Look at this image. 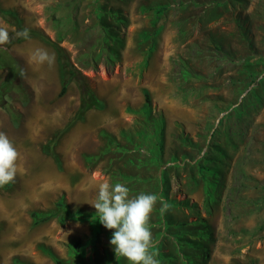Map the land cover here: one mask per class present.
<instances>
[{"label":"rangeland","instance_id":"rangeland-1","mask_svg":"<svg viewBox=\"0 0 264 264\" xmlns=\"http://www.w3.org/2000/svg\"><path fill=\"white\" fill-rule=\"evenodd\" d=\"M0 6L58 42L102 103L61 135L58 165L43 147L75 116L80 84L51 44L18 41L0 17L24 91L5 95L17 122L0 107L18 151L0 188V264H128L91 205L102 182L157 196L148 225L159 264H264V0ZM37 48L51 65L32 59Z\"/></svg>","mask_w":264,"mask_h":264},{"label":"clouds","instance_id":"clouds-1","mask_svg":"<svg viewBox=\"0 0 264 264\" xmlns=\"http://www.w3.org/2000/svg\"><path fill=\"white\" fill-rule=\"evenodd\" d=\"M27 36V31L17 33ZM9 41L8 31L0 28V45ZM37 63L51 65L54 57L46 50L37 48L32 53ZM18 151L9 137L0 132V187L14 181L17 172ZM154 193L140 192L130 195L127 185L122 183H99L96 188L95 208L97 219L106 229L112 231L109 244L116 256L128 261V264H159L150 251L153 237L148 225L150 214L156 204ZM161 201V212L167 209Z\"/></svg>","mask_w":264,"mask_h":264},{"label":"trees","instance_id":"trees-1","mask_svg":"<svg viewBox=\"0 0 264 264\" xmlns=\"http://www.w3.org/2000/svg\"><path fill=\"white\" fill-rule=\"evenodd\" d=\"M0 17L3 18L8 23L15 26L16 32H23L27 31V36H18L17 40L22 41L26 38L37 35L42 40L46 41L47 43L51 44L54 49L57 51L58 56L61 60L64 61L66 67L68 68V73L71 78H74L77 80L81 87V102L79 105V108L73 117V119L70 121V123L64 128V130L58 131L54 138L49 140L43 147L44 151L52 156L56 163L60 165L61 160L59 154L55 150V146L61 137V135L66 131L73 123L76 121L82 120L84 118V115L87 111H89L93 107H101L102 103L100 100L95 96V94L91 91L89 86L87 85L85 76L82 74V72L76 68L68 59L66 56L64 49L58 44V42L52 40L49 38L46 34L31 29V28H25L22 25L21 19L19 18L16 11L12 9H4L0 6ZM0 68H4L7 70V74L3 81L0 83V107L5 109L11 116L14 121L17 122L18 120V114L13 110L11 104L8 100L5 99V95L14 92L17 94L24 93L22 86L17 82L20 75H21V68L18 64V60L16 56L8 50L7 47L0 45ZM66 85L62 87L61 95H63L66 91ZM7 185H4L3 187H6ZM1 188V187H0ZM64 207H61L60 210H62ZM58 210L51 212L48 215L45 216H39L35 215L36 222H43L48 220L51 216L57 214ZM57 264H64L62 261H58Z\"/></svg>","mask_w":264,"mask_h":264}]
</instances>
